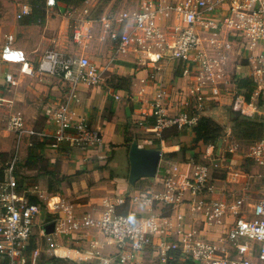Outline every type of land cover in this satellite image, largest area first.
Returning a JSON list of instances; mask_svg holds the SVG:
<instances>
[{
    "label": "crops",
    "instance_id": "1",
    "mask_svg": "<svg viewBox=\"0 0 264 264\" xmlns=\"http://www.w3.org/2000/svg\"><path fill=\"white\" fill-rule=\"evenodd\" d=\"M149 1L151 0H138L137 4H132V8L122 11L115 10L116 0H111L105 6L99 0H87L75 8H67L60 3L55 7L47 6L46 19L43 23L26 25L19 19L20 23L12 28V34L0 39V181L4 179L8 164L18 147L22 159L19 164L24 170L20 181L23 190L19 186L20 191L22 194L30 195V198L37 200L38 203H45L52 197H64L73 202L77 214L94 212L95 216L99 217L106 202L116 203L119 199H125L126 203L119 206L118 211L128 213L136 210L145 216L162 214L172 218L178 212H182L186 216L187 229H196L202 238L220 244L221 239L227 236L234 224V215H227L223 222L211 226L205 223L202 213L192 210L191 205L185 204L173 211L162 205L148 203L147 194L151 191H162L166 180L173 175H176L179 185L183 186L185 179L193 175L195 165L199 164L192 159V156L198 154L199 162L203 159L209 162L217 158L225 159L219 171H215L216 174L225 176L215 175L213 179L215 186L219 193L225 191L226 198L245 194L248 204L251 205L262 197L260 195L264 191V185L258 186V182L264 183L262 178L264 169L251 159H246L240 154L232 155L227 151L223 155L214 151V155L209 157L207 153L203 154L206 149L203 143H200L196 150L188 151L185 157L180 150L191 147L195 140L194 131L181 130L175 126L166 128L161 134L156 130V117L153 112L158 105L170 116L181 112L193 113L194 88L197 86V80L194 72L186 75L185 70H195L198 64L183 63L173 58L171 51H167L166 57L158 64L160 69L146 67L141 64V53L135 51L134 45L119 51L116 42L105 37L102 31L104 16H111L116 20L124 12L139 11ZM17 2L19 12L23 5L31 6L29 0ZM157 22L166 30L168 36H172V28L180 24V20L175 16L159 17ZM114 23L118 33L122 35L130 34L135 28L133 21ZM70 25L71 35L68 33ZM77 27L82 30L80 40L75 39ZM199 35L201 46L208 56L222 59L224 62L219 68L223 74L219 84L220 93L208 97L205 111L229 107L232 117L241 115V120H248L254 112L264 116V103L261 106L258 104L260 99H254L252 96L251 103L254 105L251 106V103H234V96L230 94V92L244 94L237 86V81L241 79H249L257 86L255 80L257 56L263 51L264 45L258 44L251 48L240 33L228 26L210 30L199 29ZM9 37H13L12 47L24 51L32 61L35 66L33 75L23 74L19 64L6 63L2 60V52L9 44ZM169 44L171 48L174 47L175 38H172ZM49 49H55L67 57H87L98 68L104 70L105 80L93 87L81 85L78 88L80 100L72 102L70 106L72 122L84 121L101 132L104 143L97 149L82 151L68 146L55 149L52 141L42 136L25 135L18 141L16 135L8 129L10 116L20 114L24 117L25 128L28 131L53 134L55 129L53 112L65 103L69 88L61 78L44 75L38 71L39 61ZM8 74L14 76L16 85L8 84L6 80ZM121 78L127 80L120 83ZM161 94L162 99L159 100ZM231 127L229 132L226 131L227 136H234L233 123ZM135 141L142 148L162 150L163 157L155 178H143L135 185H131L129 155ZM36 142H41L44 146L42 151L39 150L44 159L43 162L30 166L27 161ZM217 145L221 146V143L218 142ZM118 151H121L125 159L120 165L122 171L117 169L119 164L115 160ZM170 153H175V156L168 158L167 154ZM8 157L11 159L7 162ZM4 164L7 166L4 167ZM19 164L15 170L17 180ZM235 168L237 172L234 171ZM40 171L45 174H40ZM184 189L186 198H190L187 187L184 186ZM52 190L55 192H51ZM253 191H256L255 197H253L255 193L252 195ZM42 217L46 218V222L40 223ZM53 222V215L49 212H44L38 219L39 233L32 239V248L52 244L54 238L62 237L80 245L73 249L62 246L56 248L53 254L62 260L72 258L74 263L87 264L92 262L91 259L98 257L99 264L100 257H103L111 259L110 264H168L152 247L132 257L129 244L124 250L119 249L117 245L109 244L97 228H87L80 233L68 235L56 229L54 234L46 235L45 226ZM48 238L51 239L50 242ZM153 240L154 244H159L161 241H175L177 238H166L165 234L161 233L154 235ZM83 246L88 249L82 250ZM46 251L52 252L51 249ZM58 251L63 252L59 255ZM120 251L128 257L131 255L127 263L114 262V256ZM75 253L76 259L72 257ZM97 253H100V256H97ZM181 259L187 261L183 253Z\"/></svg>",
    "mask_w": 264,
    "mask_h": 264
},
{
    "label": "built area",
    "instance_id": "2",
    "mask_svg": "<svg viewBox=\"0 0 264 264\" xmlns=\"http://www.w3.org/2000/svg\"><path fill=\"white\" fill-rule=\"evenodd\" d=\"M56 5V0H47V6ZM30 13L31 6L25 4L18 19ZM174 16L180 20V24H176L172 28V36H168L157 21L159 17ZM114 21H133L134 31L119 34ZM223 26L240 33L251 48L258 44L264 45V0H151L139 11L124 12L116 20L111 16L102 18L104 36L116 42L119 51L134 45L135 51L141 53V64L146 67L160 69L158 64L166 57L167 51H171L172 57L183 63L198 64L195 70H185L186 75L194 72L197 80L193 113L181 112L170 116L158 105L153 114L159 134L171 126L192 130L206 110L208 97L219 95V84L223 77L219 68L224 62L208 56L201 46L199 29L210 30ZM81 37L82 30L77 27L75 39L80 40ZM172 38H175V45L171 48L169 43ZM12 44L13 37H9V44L2 52V60L19 64L23 74L33 75L35 66L32 61L24 51L12 47ZM257 62V90L253 98L264 103V49L258 54ZM38 71L61 78L69 88L68 96L65 103L53 112L55 129L51 135L28 131L24 117L12 114L8 119V129L16 135L17 140L21 141L25 135L42 136L49 138L55 149L68 146L82 151L102 146L104 141L99 130L84 121L72 122L70 106L72 102L80 100L78 88L81 85L93 87L105 80L104 70L87 57H67L57 50H48L38 63ZM6 80L8 84L16 85L13 75L8 74ZM158 99H162V94ZM228 153L240 154L264 169V136L246 147L230 145ZM224 160L217 158L208 163L196 164L193 175L185 179L183 186L179 185L176 175H173L166 180L162 191H151L146 197L148 203L162 205L173 211L189 204L193 211L202 213L205 223L211 226L223 222L227 215H234L233 226L217 244L202 238L198 230L187 229L186 216L182 212L172 218L162 214L145 216L136 210L128 213L118 211V207L126 203L125 199H119L116 203L106 202L99 217L94 212L77 214L73 202L64 197L57 196L48 198L49 201L45 203H33L30 195L22 194L19 188L15 170L21 155L17 147L4 179L0 181V264H42V256L48 253H43L40 246L32 248L31 245L33 229L44 212L53 215L58 232L68 235L80 233L87 228H97L109 244L123 250L129 244L132 257L152 247L167 263L174 260V251H180L194 264H264V196L250 205L245 194L226 198L225 191L219 193L212 175L219 171ZM184 186L190 198H186ZM161 233L166 238L176 237L177 240L154 244V235ZM48 241L51 239L48 238ZM131 255L128 257L120 251L113 259L114 262L127 263ZM110 260L100 257L99 264H110Z\"/></svg>",
    "mask_w": 264,
    "mask_h": 264
},
{
    "label": "trees",
    "instance_id": "3",
    "mask_svg": "<svg viewBox=\"0 0 264 264\" xmlns=\"http://www.w3.org/2000/svg\"><path fill=\"white\" fill-rule=\"evenodd\" d=\"M87 0H56L57 4H63L67 8H75L86 2ZM104 6L108 4L111 0H99ZM31 4V14L27 17L23 18L21 22L26 25L31 24H41L46 19L47 14V0H30ZM125 78H121L119 80L120 83H123ZM127 83V81H126ZM238 88L244 92V103L249 104L251 103L252 96L257 89V86L251 82L249 79H241L237 81ZM260 106L263 105V101L260 100L258 103ZM241 116V115H240ZM240 116L231 115V122L233 123L234 129V136L238 137L241 141L246 143L247 145H251L258 141L264 134V116L262 118L252 119L249 118L248 120H241ZM230 122V130H231V123ZM195 133V140L192 143L190 148L184 147L180 151L182 155L186 154L188 151L196 150L199 147L200 143L204 145H215L217 146L218 142L222 139L223 135L226 134L225 128L220 125L216 120L207 117L201 116L198 124L192 129ZM44 146L40 142H36L35 146L31 148L29 159L27 161L28 164H36L37 162H43V156L39 154V150H43ZM175 153L167 154L168 158L174 157ZM192 159L200 163L199 155L195 154L192 156ZM3 173V170L2 172ZM40 174H45L44 172L40 171ZM33 203H38L37 200L31 199ZM174 256V260L170 261L168 264H194L192 261L188 260L183 261L181 259V252L174 251L172 253ZM52 262L55 263L60 261V258L53 257ZM51 262V261H50Z\"/></svg>",
    "mask_w": 264,
    "mask_h": 264
},
{
    "label": "rangeland",
    "instance_id": "4",
    "mask_svg": "<svg viewBox=\"0 0 264 264\" xmlns=\"http://www.w3.org/2000/svg\"><path fill=\"white\" fill-rule=\"evenodd\" d=\"M137 2H138V0H116V2H115V10H117V11L128 10V9L132 8V4L133 5L137 4ZM18 12H19V3L17 2V0H0V37H1L0 39L4 38L5 36H7L9 34H12L11 33L12 28L16 27L17 25H19L20 22H19V19H18V14H19ZM2 28H3V30H2ZM68 33H69V35L72 34L71 25L69 26ZM49 50H55V49H49ZM230 94H233V96H234V103H244V95H243V93L237 92V94H236L234 92L233 93L230 92ZM253 114L254 115H251L252 119L262 118V116H263L259 112H254ZM3 128L5 129V127H3ZM220 143H221V146H218V145L216 146V144L215 145H205L206 149H205V152H203V154L207 153V155L209 157H211V156L214 155V151H216V152H219L220 155H223V154L226 153V151L228 153V148L230 147V145H239L241 147L242 146H245V147L247 146V144L244 143L243 141H241L240 139H238V137H236V136H227V134L223 135V137L221 139V142L219 141V144ZM115 156H116L115 160L119 164V167L117 169L119 171H122L120 165L122 164V162H124L125 159L122 156L121 151H118ZM9 157L6 159L7 162L11 159ZM21 161H22V159H21ZM208 162H209V160H204L203 159V160L200 161L199 164H204V163H208ZM6 166H7V164H4V167H6ZM20 166H21V164H19V166H18L17 175H18L19 186H21V190H23V188H22L23 185H21L20 181H21V177L23 175L21 173L24 170H22ZM252 170H254V169H252ZM234 171L237 172V169L235 168ZM232 172H233V170H232ZM221 173H223V172H221ZM215 175H217L218 177L225 176L223 174L213 173V175H212L213 179H215ZM261 175H263V174L261 173ZM262 178H264V175L262 176ZM261 185H264V183L260 184V181H259L258 182V186H261ZM254 187H256V186H254ZM51 192H55V191L52 190ZM253 194H254L253 197H255L256 196V191H253L252 195ZM260 196H264V191L262 192V194ZM247 208H249V207L247 206ZM42 222H46V218L42 217L40 223H42ZM38 230L39 229H38V227L36 225L34 227V229H33L34 235L39 233ZM59 246L66 247L68 249H73V247L77 248L80 245L74 244L72 242V240H71V242H69L65 238L56 237V238H54L52 244H46V245L44 244L41 247L43 253L47 249H51V251H52L51 253L46 251L49 254L46 255V256L44 254L42 256V260H41L42 264H79V263H81V262H75L74 263L71 260L72 258H64L63 260L61 259L60 261H57V262L53 263L51 259H52V257H56L55 254H53V251H56V248H58ZM81 249L82 250L83 249L86 250L88 248H86V247L84 248V246H83ZM62 252L58 251L59 255ZM60 257H62V256H60ZM72 257L74 259H76V257H77L76 253L74 255H72ZM97 260H98V257H95L94 259H91V261H92L91 263L90 262H88V263L97 264V262H98ZM81 264H83V263H81Z\"/></svg>",
    "mask_w": 264,
    "mask_h": 264
},
{
    "label": "water",
    "instance_id": "5",
    "mask_svg": "<svg viewBox=\"0 0 264 264\" xmlns=\"http://www.w3.org/2000/svg\"><path fill=\"white\" fill-rule=\"evenodd\" d=\"M231 115V108L229 107H221L203 113V116L216 120L227 132L230 131ZM162 157V150L142 148L137 141L133 142L129 155L130 184L135 185L143 178H155L159 172ZM44 230L46 235H52L56 232V224L54 222L47 224Z\"/></svg>",
    "mask_w": 264,
    "mask_h": 264
}]
</instances>
